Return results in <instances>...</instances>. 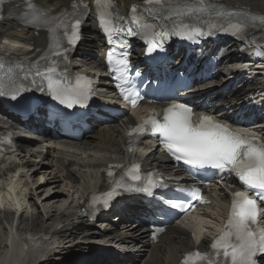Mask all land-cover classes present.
I'll return each mask as SVG.
<instances>
[{
	"label": "snow or ice",
	"instance_id": "snow-or-ice-1",
	"mask_svg": "<svg viewBox=\"0 0 264 264\" xmlns=\"http://www.w3.org/2000/svg\"><path fill=\"white\" fill-rule=\"evenodd\" d=\"M5 0H0V5ZM95 11L98 13L99 22L104 33L107 36L108 43L114 44L107 52L106 63L109 73H116V79L127 83L126 73L128 69L130 52L127 51L128 44L121 40L116 43L113 40L115 33L124 32L125 29L118 27L113 23L112 10L114 0H94ZM147 5L165 6L167 0H144ZM83 6L81 14H87L89 6L85 0H74L72 8L75 11ZM208 6V0H195L191 5L185 4L183 11H203ZM221 11L218 15H231L220 6ZM133 21L139 26V31L132 28L127 29L128 35L144 34L147 41V52L152 53L158 48H163V39L168 33L156 32L154 24L142 23L140 17L136 15L138 9L136 5L131 6ZM178 10L170 12L165 19H170L172 15L177 14ZM66 10L61 9L54 14L47 13L42 7L35 4H29L25 13V23L40 24L46 26L52 34L53 43L49 46L52 55L63 57L65 61L68 56L65 54L69 49L62 48L59 40L56 39L57 29H64L63 35L67 37L68 45H75L79 38V29L81 20L77 16L75 22L70 25L71 34L68 31L66 22ZM116 19L123 20L124 17L116 12ZM264 22V17H253ZM211 25L210 28H214ZM231 34L238 35L244 30L241 23L230 25ZM228 31L229 29H222ZM182 38L193 40L197 36H203L205 33L196 27L189 28L186 24L177 26V30L171 33ZM211 34V31L208 33ZM124 49L117 52V49ZM44 56H41L43 59ZM3 65L0 64V69ZM56 62L47 67L44 73L39 70L37 76H42L47 80V90L53 99L61 104L71 108L74 105L83 104L87 101L91 91L92 80L86 76L76 77L74 85L62 83L54 79L56 73ZM27 79V76L24 77ZM117 87L123 96V99L132 107H136L141 99L138 92L132 89H125L121 84ZM44 91L43 88L40 89ZM22 88L17 86L10 90H0V96H10L16 100L20 95ZM194 110L191 105L186 103H173L163 109L162 116L155 112L150 113L147 118L137 124L128 134L129 137H139L145 134H151L162 145L163 149L176 161H182L185 165L192 168L210 167L217 170L224 178L225 173L233 174L242 187L247 190H236L230 201V209L227 220L220 228L209 248L211 252L201 253L200 251L190 252L185 255L183 264H259L258 256L264 257V229L256 230L254 226L258 223L260 217H264V140H261L254 132L249 129L233 130L226 123H222L211 115L202 114L198 123L193 122ZM132 149V143H129V150ZM109 166L107 175L111 177L113 172ZM139 164L131 165L129 175L133 180L138 179L140 171ZM108 191L101 196H92L89 207L102 203L104 208L109 207V202L120 195V190L124 191H142L151 195L152 183L143 188H132L122 181L113 182ZM249 192L252 195H249ZM192 195L205 203L201 199L198 190L193 191ZM173 207L180 208L187 212L194 208V205L185 206L181 202H175ZM162 231V229L158 230Z\"/></svg>",
	"mask_w": 264,
	"mask_h": 264
},
{
	"label": "bare ground",
	"instance_id": "bare-ground-1",
	"mask_svg": "<svg viewBox=\"0 0 264 264\" xmlns=\"http://www.w3.org/2000/svg\"><path fill=\"white\" fill-rule=\"evenodd\" d=\"M66 1L68 0H42L48 7H56ZM141 1L121 0V3L127 7L132 3ZM226 2L245 4L254 10L264 13V0H226ZM18 10L13 7L10 10V15L18 13ZM91 27L95 29L94 25ZM86 36L85 46L98 55L100 52L98 47L101 44L100 37L95 30L93 32L89 30ZM7 39L22 42L24 44L23 48L16 50L13 48L14 46L5 47V45H2V41ZM45 42L46 39L42 33L36 36L31 31H18L17 26L12 21L0 23V49H5L4 51L12 56H36L39 47H43ZM80 56L84 64L99 65L100 63L97 56L94 58H89L85 55ZM230 58L225 57L227 63L234 59ZM237 72L234 71L232 74L235 75ZM247 84L252 86L253 82L247 81ZM248 93H251L249 87L242 90H231L229 91L230 101ZM5 119L8 118L2 113V108L0 107V121ZM8 121L12 122L9 124L16 130V140L19 149L16 151L17 153L8 156L10 160L6 159V156L3 160H0V234L5 237V243L0 247V264H8L10 257L12 259L11 264H17L25 248H29L31 244H34L29 243V237L33 236L44 238L51 236L54 242L53 244L46 242L45 246L42 245L43 247L39 254L32 255L30 260L26 261L27 256L23 257L21 259L23 264H46L59 253H66L64 251L78 246V242H75L76 246L69 243L64 244L67 241L57 236L59 232L64 233L65 236L61 235L64 236L63 238H73L78 234H85L84 240H89L90 243L92 241L96 242L98 240L97 237H102V233L95 226L96 223L85 216L79 200L88 194L98 181L103 184V177L100 173L108 162L117 161L119 158L128 159L133 156V153L126 152L123 125L112 122L100 128L96 133L86 135L81 141H67L64 144L49 142L47 146L39 145L41 148L33 149L32 145L36 141L30 140L31 138L26 136V133L20 127V123H16L17 120L8 119ZM141 152L143 151L141 150ZM32 157L37 159H32ZM144 160L161 167L168 165L166 160L157 159L153 153ZM48 164L51 165L50 168L52 170L44 169L46 168L45 165ZM40 171L53 172L49 173L47 177H40L42 179L37 183L39 192H45L46 189L54 190L55 188L64 191L65 188L63 187L67 186L64 181L68 182L67 192L58 194L54 190L53 195L49 196L50 191H46L43 197H38L36 187L35 189L31 187L28 180L30 177L41 175ZM23 179H25L24 182H22ZM4 188L6 189L3 190ZM70 193H72L71 197L79 195V199L76 201L74 200L76 197H73L71 202H67L65 206L61 205L62 200H67L68 198V196L66 199L64 197ZM28 194H31V197H33L32 202H35L36 206L28 200ZM36 196L39 204L36 202ZM39 205L43 206L42 211H45L41 217L37 215L40 212V210L37 211ZM123 210L126 209L124 208ZM50 211H53L54 214H51L52 212ZM51 218H54L53 222L47 225L45 221ZM191 219V222L187 225L189 229L196 226L199 227L201 224H203L204 228L209 229V224L205 225L206 220L204 218L192 217ZM117 231L113 228V234H109L113 235L111 239H118V242L133 249L136 246H140L141 242H143L142 240L146 239L145 234L139 237V242L137 238L129 237L132 229H127L123 235H116ZM170 234V236H166L161 243L156 245H149L145 240L144 248L140 251L136 250L139 252L134 254L132 263L129 264H177L181 254L192 249L194 244L189 240L188 232L182 228L174 227ZM198 234H201L200 231ZM82 237L80 236L79 238L83 239ZM100 250L104 251L101 252L100 256H91L88 260H84V262L79 264H126L123 259L125 257L122 255L112 252L106 253L103 247ZM130 256L132 254H127L128 258ZM69 258L62 259L61 264L69 262Z\"/></svg>",
	"mask_w": 264,
	"mask_h": 264
},
{
	"label": "rangeland",
	"instance_id": "rangeland-1",
	"mask_svg": "<svg viewBox=\"0 0 264 264\" xmlns=\"http://www.w3.org/2000/svg\"><path fill=\"white\" fill-rule=\"evenodd\" d=\"M32 159H37L36 157H32ZM46 166V168H44V169H46V170H48V169H51L52 170V168H50V166L51 165H45ZM26 171H27V169H26ZM51 172H53V171H40V173H41V175H38V176H34V177H30L29 178V180H28V182H30V185H31V187H34V189H35V187H36V193H37V195H38V197L40 196V198L41 197H43L44 195H45V193H46V191H50V190H47L46 189V191L45 192H42V191H38V189H37V183L42 179V178H40L41 176L44 178V177H47L48 176V174L49 173H51ZM25 181V179H23V181L22 182H24ZM64 183L68 186V182L67 181H64ZM22 185H23V183H22ZM66 186V187H67ZM71 186V185H70ZM65 186L63 187V188H65V190L63 191V190H61V189H57V188H55L54 190L56 191V193H58V194H63V193H66L67 192V188H66ZM51 189V188H50ZM75 189V188H74ZM70 194H72V193H70ZM28 196H29V199L28 200H30L31 201V204H34L35 205V202H32V200H33V197H31V194H28ZM67 196L68 195H66L65 197H64V199H66L67 198ZM71 198L72 197H70L69 198V200H71ZM35 199H36V202L39 204V201L37 200L38 198H37V196L35 197ZM68 199V198H67ZM63 202H65V200H62ZM72 201V200H71ZM70 201V202H71ZM69 203V202H68ZM36 206V205H35ZM49 206H51V205H49ZM45 207V206H44ZM46 208V207H45ZM42 209H43V206H41V205H39V208L37 209V211H39L40 210V212H38L37 213V215L39 216V217H41V216H43L44 215V213H45V211H42ZM47 209V208H46ZM50 212H52L51 214H54L53 213V211H50ZM58 217V216H57ZM53 220H54V218H51L50 220H46L45 221V223L47 224V225H50V223L51 222H53ZM1 233V232H0ZM61 232H59V233H57V236L60 238V239H62V240H64V241H67L66 243H64V244H72V245H74V246H76V243L75 242H78V246L77 247H75V248H70L69 250H66V251H64V252H66V253H62V254H58V255H56L53 259H50L47 263L48 264H57L59 261L61 262V260L62 259H64V258H69V257H73L74 259H77V258H79V257H81L82 255H84V256H87V258H88V256L89 257H91V256H94L95 254H97L98 252H99V248H102V247H100V246H98L97 244V240H96V242H91L90 243V241L89 240H84L85 238H84V236H85V234H78L77 236H75V237H73V238H71V237H68V238H63L65 235H64V233H61ZM55 234V233H54ZM95 234V233H94ZM61 235H64V236H61ZM80 236H83L82 238L83 239H81V238H79ZM79 238V239H78ZM88 238V237H87ZM5 241V237H4V235H2V234H0V247H2L3 246V243H5L4 242ZM72 242V243H71ZM60 247V246H59ZM136 253V251H134L133 253H132V256H130V258H128V259H126V261H125V263L126 264H129V263H132L131 261L133 260V259H131V258H133L134 257V254ZM131 254V253H130ZM60 257V258H59ZM46 263V264H47ZM45 264V263H44Z\"/></svg>",
	"mask_w": 264,
	"mask_h": 264
}]
</instances>
